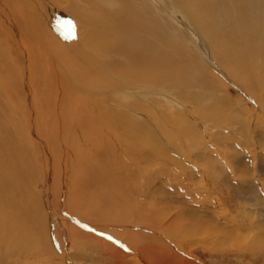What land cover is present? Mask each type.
<instances>
[{"label": "rangeland", "instance_id": "374dc122", "mask_svg": "<svg viewBox=\"0 0 264 264\" xmlns=\"http://www.w3.org/2000/svg\"><path fill=\"white\" fill-rule=\"evenodd\" d=\"M29 1L12 3L24 6L21 14L24 11L30 17ZM38 1L54 20L47 26L56 25L68 36L66 44L60 42L62 48L56 54L46 52L30 36L25 39L28 53L24 50L16 54L20 82L12 90L10 105L18 113L24 106L25 112L22 125L15 121L23 138L21 134L13 136L10 144L18 150L12 155L22 158L20 155L27 153L22 158L28 170L21 189L30 204L25 205V218L28 229L41 235L44 244L36 235L38 248L32 237H12L15 234L10 231L15 230L0 213V264H264V0ZM25 19L30 32L32 23ZM135 25H146L148 31L137 30L142 35L137 45L131 37ZM113 30L122 32L123 43L115 44L110 39ZM114 46L132 50L131 60L124 65L123 54L112 52ZM31 49L37 55L35 63ZM147 56L155 61L158 71L140 64ZM65 60L70 62L65 64ZM71 65L75 75L81 77L71 86L75 93L90 95V101H96L94 106H103L102 112L96 107L100 113H111L125 124L139 120L152 126L150 132L163 141L161 151L170 152L159 159L151 153L137 157L142 168L131 172L130 183L127 180L130 191L125 194L130 206L136 207L129 206L133 217L122 223L117 222L125 214L116 203L106 207L100 202L97 210L93 209L96 211L82 205L81 211L79 202L87 195L79 193V181L71 178L75 174L66 171L65 164L71 162L62 160L61 145L53 165L51 149L60 134L53 128L61 103L56 95L59 88L66 87L65 74L69 75ZM56 72L63 73L58 81ZM84 82H95L103 89ZM36 85L44 91L43 108L40 99L32 96ZM146 149L144 146L139 151L146 153ZM8 165L15 167L18 162L10 160ZM67 172L70 184L67 180L64 189ZM46 182H51L50 193L46 192ZM133 187L137 189L135 195ZM75 200L80 213L73 207ZM8 213L10 219L17 217Z\"/></svg>", "mask_w": 264, "mask_h": 264}, {"label": "bare ground", "instance_id": "6f19581e", "mask_svg": "<svg viewBox=\"0 0 264 264\" xmlns=\"http://www.w3.org/2000/svg\"><path fill=\"white\" fill-rule=\"evenodd\" d=\"M17 1V0H7L6 3L4 4V0H0V213L1 215H4L7 219V225L10 228H13L15 231H10L11 233L15 234L12 235V237H24L23 239H27L28 237H32L33 240V245L38 248L39 244L37 242V239L35 235L37 236L38 239H40V242L43 243L41 239V235L38 236L37 232H35L33 229L29 230L27 225V218L26 211H25V205H28L27 198L23 195L21 189L23 186L22 181L23 179H26L27 177V170H28V165L27 163L22 159L27 157L26 151L21 154L20 158L18 155H12V152H18V150L15 149L14 145L10 144V140L13 136H16L18 134L22 135L23 138V133H21L20 129L18 128L17 125H22L21 121L24 120V112H25V107L23 106L22 112L18 113L16 110H13L10 105V100L12 96L14 95L12 90L17 86V84L20 82L19 77V70H16L18 68V62H16V54L18 52H22L26 50L25 52L29 51L26 49L25 44V39H27L28 36H30V40L32 41H37V43H40L43 48L46 50V52L50 53H57V50L59 47L62 48L60 42L63 41L66 44V34L62 33L58 26L53 25L52 28L47 26L48 22H53L49 11L40 3L38 0H31L29 1L31 3L29 8V16H26L24 14L25 9L23 7H15L12 2ZM27 1V0H26ZM89 1V0H88ZM95 1V0H94ZM127 1V0H126ZM125 1V2H126ZM177 1V0H176ZM188 1V0H187ZM92 2V0H91ZM121 2V1H120ZM124 2V3H125ZM129 2V1H128ZM223 3V1H221ZM259 2V1H258ZM15 3V2H14ZM20 3V2H19ZM123 3V4H124ZM130 3V2H129ZM128 3V4H129ZM179 3V2H178ZM263 3V2H262ZM15 4H18L17 2ZM21 4V3H20ZM100 5V4H99ZM118 5V4H117ZM26 6V5H25ZM73 6V5H72ZM101 6V5H100ZM125 6V4H124ZM48 7V6H47ZM94 7V6H93ZM188 7V6H186ZM190 7V6H189ZM90 8V7H89ZM206 8V7H205ZM204 8V9H205ZM208 8V7H207ZM248 8V7H247ZM70 9V8H69ZM96 9V7H95ZM127 9V8H126ZM249 9V8H248ZM20 10H24L21 14ZM47 10V11H46ZM209 10V8L207 9ZM17 11V12H16ZM211 11V10H210ZM114 12V11H113ZM112 12V13H113ZM126 12V11H125ZM88 13V11H87ZM109 13V12H108ZM210 13V12H209ZM57 14V13H56ZM90 14V13H89ZM142 15V14H141ZM55 16V15H54ZM90 16V15H89ZM88 16V17H89ZM144 16V15H143ZM28 18V20L31 21V26L32 27L31 31L29 32L26 25L24 24V19ZM86 17V16H85ZM128 17V16H127ZM114 18V17H113ZM81 19V18H80ZM84 19V18H83ZM92 19V18H90ZM121 19V18H120ZM26 20V19H25ZM81 21V20H80ZM89 21V20H88ZM91 21V20H90ZM101 21V20H100ZM137 21V20H136ZM135 21V22H136ZM245 21V20H244ZM71 22V21H70ZM134 22V21H133ZM132 22V23H133ZM134 22V24H135ZM139 22V21H138ZM152 21H150L151 23ZM75 23V22H74ZM95 23V22H94ZM109 23V21H108ZM140 23V22H139ZM138 23V24H139ZM146 23V22H144ZM148 23V21H147ZM146 23V24H147ZM245 23V22H244ZM252 23V21H251ZM56 24V23H55ZM87 24V23H86ZM256 24V23H254ZM85 25V24H84ZM110 25V23H109ZM115 25V24H113ZM137 25V24H136ZM135 29H133V32L131 34L132 37V43L137 45L138 39L142 38V35H140L137 30L140 29L143 31H147L146 27L144 25L142 26H136ZM141 25V24H140ZM149 25V24H147ZM228 25V24H227ZM107 26V25H106ZM112 26V25H111ZM131 26V25H130ZM152 26V25H151ZM150 26V27H151ZM226 26V25H225ZM60 27V26H59ZM78 27V26H77ZM80 27V25H79ZM126 27H128L126 25ZM228 27V26H227ZM54 28V29H53ZM82 28V27H81ZM116 28V27H115ZM114 28V29H115ZM149 28V27H148ZM112 29V28H111ZM117 29V28H116ZM124 29V28H122ZM131 29V27H130ZM227 29V28H225ZM77 30V29H75ZM87 30V29H86ZM64 31V30H63ZM78 31V30H77ZM80 31V30H79ZM83 31V30H82ZM81 31V32H82ZM103 31V30H102ZM119 31V29H118ZM117 31V32H118ZM129 31V30H128ZM152 31V30H151ZM150 31V32H151ZM24 32H26L24 36ZM148 32V31H147ZM154 32V31H153ZM79 33V32H78ZM88 33V32H87ZM86 33V34H87ZM113 30V32L110 34V39L112 41H115L116 43H123L122 40L124 39V35L122 32L116 33ZM68 34V33H67ZM85 34V35H86ZM129 34V33H128ZM92 35V34H91ZM157 35V34H156ZM99 36V35H95ZM228 36V35H227ZM233 36V35H232ZM42 37V38H41ZM85 37V36H84ZM83 37V38H84ZM89 37V36H88ZM88 37L86 40H88ZM108 37V36H107ZM230 37V36H229ZM82 38V39H83ZM93 37L90 38L92 40ZM159 38V37H158ZM226 38V37H225ZM85 39V38H84ZM101 39V36L100 38ZM163 39V38H162ZM166 40V38H164ZM228 39V38H227ZM75 40H80L78 37L75 38ZM69 41V40H68ZM72 41V39H71ZM95 41V40H93ZM155 41V40H154ZM146 42L148 40L146 39ZM163 42V40H162ZM166 42V41H165ZM169 41H167L168 43ZM221 42V41H220ZM29 43V42H28ZM72 43V42H71ZM127 44V43H126ZM31 46V44H29ZM34 45V44H33ZM222 45V44H221ZM30 46H28L30 48ZM67 46V45H66ZM99 46V45H98ZM36 47V43L34 46V49ZM84 47V46H83ZM92 47V46H91ZM109 47V46H108ZM115 47V48H114ZM114 52L115 55L117 54H123L124 57V62H122L124 65L128 62V60H131V56L134 52L132 50L128 49V47H125L124 50L121 49L119 46H114ZM118 47V48H116ZM110 48V47H109ZM112 48V49H113ZM142 48V46H141ZM155 48V47H154ZM169 48V46L167 47ZM71 49V48H70ZM69 49V51H70ZM81 49V48H80ZM97 49H99L97 47ZM103 49V48H102ZM105 49V46H104ZM111 49V48H110ZM239 49V48H238ZM251 49V48H249ZM96 50V49H95ZM94 50V51H95ZM147 54L150 51L148 48L145 49ZM246 50V49H245ZM32 51V49H31ZM30 51V53H31ZM68 51V52H69ZM72 51V50H71ZM100 51V49H99ZM106 51V50H105ZM110 51V50H109ZM250 51V50H249ZM56 52V53H55ZM67 52V53H68ZM76 52V51H75ZM82 52V51H81ZM28 53V52H27ZM35 52L32 51L31 53V60L34 62L36 59V54ZM60 57H65L63 56L64 54L58 51ZM73 53V52H72ZM84 53V52H83ZM226 53V52H225ZM20 54V53H19ZM71 54V53H70ZM146 54V55H147ZM250 55L252 54L249 53ZM73 55V54H71ZM77 55V54H75ZM79 55V54H78ZM77 55V56H78ZM82 55V54H81ZM107 55V54H106ZM154 55V54H153ZM26 56V53H25ZM40 56V55H38ZM109 56V55H108ZM151 56V55H150ZM22 57V56H21ZM24 57V56H23ZM44 57V56H43ZM80 57V56H79ZM155 57V56H154ZM153 57V58H154ZM248 57V56H247ZM41 58V56H40ZM68 58V55H67ZM114 58V57H113ZM27 60H30L26 58ZM45 62L46 59L45 58ZM181 59V58H180ZM223 59V58H222ZM20 60V59H19ZM37 60V59H36ZM51 62L52 67L54 68V64L51 61L52 59H49ZM115 60V58H114ZM118 60V59H117ZM144 61H141L140 64L143 66L144 64H148L149 66L151 65L153 70L158 71V69L155 68V61L152 60L150 57H145L143 59ZM221 60V59H220ZM252 60V59H251ZM82 61V59H81ZM160 61V60H159ZM22 62V61H21ZM24 62V59H23ZM30 62V61H29ZM61 62V61H60ZM70 61L65 60V64H67ZM183 62V61H182ZM227 62V61H226ZM25 63V62H24ZM31 63V62H30ZM35 63V62H34ZM230 63V62H229ZM20 64V63H19ZM22 64V63H21ZM29 64V63H28ZM38 64V63H37ZM58 64V63H57ZM80 64V61L79 63ZM82 64V63H81ZM116 64V63H115ZM114 64V65H115ZM118 64V63H117ZM116 64V65H117ZM228 64V63H227ZM25 65V64H24ZM30 65V64H29ZM36 65V64H35ZM107 65V64H106ZM186 65V62H185ZM17 66V68H16ZM32 66L33 63H32ZM31 66V67H32ZM38 66V65H37ZM73 67V65H71ZM150 66V67H151ZM40 69V65L38 66ZM62 67V66H61ZM120 67V66H119ZM127 67V66H126ZM63 68V67H62ZM67 68V67H66ZM70 68V67H69ZM89 68V67H88ZM116 68V67H115ZM114 68V69H115ZM142 68V67H141ZM235 68V67H234ZM31 69V68H30ZM75 69L74 67L67 71L69 75L67 76L68 82L66 84V87L59 88V91L57 92V98L61 99L60 103V108L58 109L59 111V116L56 122L54 123V130L60 132V134L57 135V143L52 145V152L54 151V154L52 153L53 156V162L55 165V161L57 158V155L59 152V149L61 148L63 151V156L62 160L71 162V164L66 163L65 168L66 171H72L74 175L71 176L67 172V178H66V183L64 184V189L66 188L68 181L70 184V179L68 177L71 176L74 180L79 181V187L78 191H80L85 195L86 197H81L82 201L79 202V207L84 205L86 208H89L91 210L96 209L97 210V205L102 202V204L106 207H109L108 204H119L121 206H118L119 209L122 207L120 211L123 212V219L119 220L117 223H122L125 220H127L128 217H131L129 211V206L130 202H128V199L125 198V194L127 189L131 187V184H129L130 180L129 177L131 176V172L133 170H140L142 167L138 163V158L140 159L141 154L148 155L151 153L152 155H156L159 159L160 156L165 155L170 152H162L160 147L162 145L161 141L158 137H156L152 131L150 132L151 127L144 125L142 122H139L137 120H134L132 122H129L131 124H125L121 118H113L110 114H105L100 113L99 110L96 109V107H100V111L102 112V107L101 105H96L94 106L93 104L96 102L90 101V95L88 94H78L75 93L72 90V87L74 83L78 84L80 82L81 77L78 78L77 75H75ZM143 69V68H142ZM232 69V68H231ZM34 70V68H33ZM33 70H31L33 72ZM84 70V68H83ZM150 68H148L147 71H149ZM184 70V69H182ZM199 70V69H198ZM22 71V70H21ZM25 71H27L25 69ZM30 71V72H31ZM123 71V70H122ZM121 71V73H123ZM131 71V70H130ZM236 71L231 70L230 72ZM78 72V71H77ZM118 72V71H117ZM129 72V71H128ZM146 72V71H145ZM167 72V69H166ZM170 72V71H169ZM184 72V71H182ZM58 72H56L57 74ZM85 73V72H84ZM89 73V72H88ZM91 73V72H90ZM120 73V72H119ZM149 73V72H148ZM174 73V72H173ZM32 74V73H31ZM63 74V73H62ZM61 73H58L57 76L55 77L56 81L61 79L62 75ZM79 74V73H78ZM126 74V73H125ZM128 74V73H127ZM154 74V73H152ZM165 73V70L163 72ZM172 74V73H171ZM178 74V73H176ZM242 75V73H239ZM36 75V74H35ZM81 75V74H79ZM88 75V74H87ZM85 75V76H87ZM101 75V74H100ZM122 75V74H121ZM149 75V74H148ZM31 75H29L30 77ZM56 76V75H55ZM82 76V75H81ZM231 76V75H230ZM19 77V79H18ZM32 77V76H31ZM38 77V76H37ZM147 77V75L145 76ZM144 77V78H145ZM234 80H239L236 76L232 75ZM243 77V75H242ZM34 78V77H32ZM40 78V76H39ZM54 78V79H55ZM63 78V77H62ZM90 78V77H89ZM143 78V77H142ZM167 78V77H166ZM30 79V78H29ZM43 79V78H42ZM115 79V78H114ZM112 80V79H111ZM110 82H113V80ZM140 80V79H139ZM166 80V79H165ZM169 80V79H167ZM243 80V79H242ZM244 80L249 81L248 78H244ZM243 80V81H244ZM27 81V80H25ZM32 81V80H31ZM42 81V80H41ZM64 81V80H63ZM102 81V80H101ZM241 81V78L240 80ZM46 82V81H45ZM44 82V83H45ZM60 82V81H59ZM83 82V81H82ZM108 82V83H110ZM138 82V81H136ZM145 82V81H144ZM85 83V82H84ZM114 83V82H113ZM132 83V82H131ZM155 83V82H154ZM28 84V82H27ZM65 84V83H64ZM75 84V85H76ZM83 84V83H81ZM85 84H94V86L101 88V85L93 82H87ZM105 84V83H104ZM157 84V83H156ZM70 85V86H69ZM108 85V84H107ZM116 85V84H115ZM48 86V85H47ZM60 86V85H59ZM64 86V85H63ZM105 86V85H104ZM113 87V85H111ZM158 86V85H157ZM82 87V86H80ZM47 88V87H46ZM84 90L85 87H83ZM26 89V88H25ZM103 88H101L102 90ZM31 90V89H30ZM47 90H50V87L47 88ZM26 91V90H25ZM46 91V89H45ZM88 90H86L87 92ZM112 91V90H111ZM41 92L43 91V88L40 87V85H36V89L33 91L32 96L35 98L40 99L41 105L40 107L43 108V103H44V97ZM85 93V92H84ZM93 93V92H92ZM95 93V92H94ZM105 93V92H104ZM114 93V92H113ZM97 94V93H96ZM108 94V93H107ZM102 94H100L101 96ZM27 96V95H26ZM93 96V94H92ZM69 98V101H67ZM109 98V97H108ZM32 99V98H31ZM71 99V100H70ZM93 99V98H92ZM29 100V99H28ZM109 100V99H108ZM39 102V100H38ZM98 102V101H97ZM96 104V103H95ZM62 105V106H61ZM33 106H31L32 108ZM30 108V106H29ZM11 112H10V111ZM98 111V112H96ZM144 111V109H143ZM141 112V111H139ZM39 113V112H38ZM142 115H144L141 112ZM38 115V114H37ZM43 116V115H42ZM159 116V115H157ZM128 118V116H126ZM144 117V116H143ZM125 118V117H124ZM130 118V117H129ZM146 118V117H145ZM126 119V118H125ZM134 119V118H133ZM148 119V118H146ZM145 119V120H146ZM128 120V119H127ZM15 121H19V123L16 125ZM129 121V120H128ZM152 125L154 123H151ZM25 125V124H24ZM28 125V124H27ZM33 125V124H32ZM24 127V126H23ZM30 129V126H27ZM26 128V125H25ZM24 129V128H23ZM157 129V128H156ZM25 130V129H24ZM23 130V132H24ZM153 130V129H152ZM160 130V129H159ZM158 131V129H157ZM156 131V132H157ZM27 134V131L25 132ZM64 134V136H61V134ZM26 134H24L26 136ZM32 134V133H31ZM47 135V133L45 132ZM160 134V133H159ZM30 135V132H29ZM39 137V136H38ZM48 137V136H47ZM29 138V137H28ZM35 138V136H34ZM31 139V138H30ZM36 139V138H35ZM117 139V141H116ZM29 140V139H28ZM38 140V138H37ZM23 139V143H24ZM30 141V140H29ZM44 141L46 139L44 138ZM34 142V140H33ZM41 142V141H40ZM59 142V143H58ZM163 142V141H162ZM165 142V141H164ZM35 143V142H34ZM32 143V144H34ZM42 144V143H41ZM31 145V144H30ZM35 145V144H34ZM45 145V144H44ZM59 145L61 147L59 148ZM146 147V153H141L139 149ZM162 146V147H163ZM31 147V146H30ZM34 147V146H32ZM37 147V146H36ZM41 147V146H40ZM44 147V146H43ZM42 147V148H43ZM38 148V147H37ZM167 148V147H166ZM35 149V147L33 148ZM36 150V149H35ZM22 151V150H20ZM145 151V150H143ZM165 151V150H164ZM38 152V151H37ZM49 152V151H48ZM167 155V156H168ZM49 157V156H48ZM138 157V158H137ZM154 157V156H153ZM59 158V156H58ZM10 160H15L18 162V165L15 167H12L8 165V161ZM61 161V160H60ZM141 161V160H139ZM45 163V162H44ZM57 163V162H56ZM61 164V163H60ZM52 165V163H51ZM57 165V164H56ZM63 165V164H62ZM64 166H61L63 168ZM54 172L55 173V167ZM60 168V166H59ZM51 169V167H50ZM53 170V169H52ZM51 170V171H52ZM45 172V171H44ZM47 173V169H46ZM57 173V172H56ZM50 174V173H48ZM59 174V173H58ZM52 175V174H51ZM61 175V174H60ZM63 175V174H62ZM41 177V176H40ZM50 177V176H49ZM62 177V176H60ZM58 178V177H57ZM56 178V179H57ZM63 179V178H62ZM68 180V181H67ZM72 180V179H71ZM127 180L129 183H127ZM44 181V179H43ZM57 181V180H56ZM49 182V180H48ZM76 183V182H74ZM133 183V182H132ZM32 186H35L32 184ZM51 186V182L48 185V183H45V189L46 192L48 190V193H50L49 187ZM69 186V185H68ZM36 187V186H35ZM27 189V188H26ZM32 189V188H31ZM71 189V187H70ZM75 189V188H74ZM89 191H86L88 190ZM28 190V189H27ZM25 190V191H27ZM53 190V189H52ZM112 190V191H110ZM136 187H133L131 189V192L133 195H135L136 192ZM38 191V190H37ZM72 191V190H70ZM69 191V193H70ZM130 191V189H129ZM128 191V192H129ZM44 192V191H43ZM42 192V193H43ZM74 192V191H73ZM76 192V191H75ZM27 193V192H26ZM68 193V192H67ZM34 194V193H33ZM37 194V193H36ZM73 194V193H72ZM110 194V195H109ZM131 194V195H132ZM28 195V194H27ZM35 195V194H34ZM44 195V194H42ZM69 195V194H68ZM76 195V194H75ZM109 195V196H108ZM63 196V195H62ZM79 196V195H78ZM77 197V196H76ZM75 197V198H76ZM45 198V196H44ZM48 198V197H47ZM129 198V197H128ZM30 199V198H29ZM59 199V198H58ZM62 199V198H61ZM64 199V198H63ZM98 199H103L102 201L98 202ZM133 199V198H132ZM38 199H36L37 201ZM45 200V199H44ZM71 200V199H70ZM32 201V200H31ZM35 201V200H34ZM62 201V200H61ZM65 201V199H64ZM67 201V200H66ZM111 201V203H109ZM21 202L22 205L19 203ZM76 202V200H75ZM74 202V203H75ZM128 202V203H127ZM28 203V204H27ZM32 203V202H31ZM48 203V202H47ZM47 203L45 205H47ZM134 203V202H131ZM39 204V203H37ZM77 204L78 201L76 202V205L73 206L75 208V212H79L77 209ZM30 205V204H29ZM69 205V204H68ZM43 206V205H42ZM83 206V207H84ZM115 206V204L113 205ZM138 206V205H137ZM49 207V206H48ZM51 207V206H50ZM49 207V208H50ZM102 207V206H101ZM117 207V206H116ZM130 207L134 208L136 207L135 205H131ZM131 208V209H132ZM82 211V207H80ZM28 210V209H27ZM87 210V209H86ZM93 210V211H96ZM73 211V210H72ZM88 211V210H87ZM92 211V212H93ZM13 213L12 217L16 216L13 219H10V214L8 213ZM83 212V211H82ZM89 212V211H88ZM91 212V211H90ZM80 213V212H79ZM134 213V212H133ZM132 213V214H133ZM136 213V212H135ZM128 214V216H126ZM140 214V213H139ZM134 218H135V214ZM38 216V215H37ZM126 216V217H125ZM34 217V216H33ZM133 217V216H132ZM138 217V216H137ZM35 218V217H34ZM41 218V217H40ZM45 218V217H44ZM5 219V218H4ZM115 219V218H114ZM132 220L131 218H129ZM86 220V219H85ZM89 217V221H90ZM139 220V219H138ZM6 221V220H4ZM41 221V220H40ZM39 221V224H40ZM97 221V220H96ZM42 222V221H41ZM130 222V221H129ZM205 227V225L203 224ZM99 227V226H98ZM101 227V226H100ZM7 228V227H6ZM9 230V229H8ZM101 230V229H100ZM76 232V231H75ZM74 233V232H73ZM84 233V232H83ZM92 234V233H91ZM122 236V235H121ZM93 237V236H92ZM115 237V236H114ZM124 237V236H123ZM122 239L120 240H123ZM147 237V235L145 236ZM60 238V237H59ZM125 241H127L126 237ZM155 238V237H154ZM96 241V238H95ZM124 241V240H123ZM129 241V239H128ZM153 241H157L156 238ZM133 242V241H131ZM66 243V242H65ZM78 243V242H77ZM109 243V242H108ZM107 243V244H108ZM128 243V242H127ZM135 243V242H134ZM44 244V243H43ZM67 244H69L67 242ZM106 244V243H105ZM85 245V244H84ZM64 246V243L62 244ZM104 246V245H103ZM131 246V245H130ZM134 247V246H133ZM136 247V246H135ZM112 248V247H111ZM101 251V250H99ZM115 251V250H114ZM111 253V252H110Z\"/></svg>", "mask_w": 264, "mask_h": 264}]
</instances>
